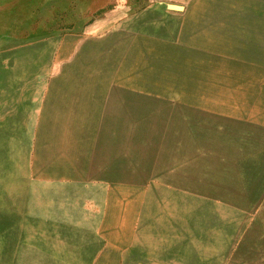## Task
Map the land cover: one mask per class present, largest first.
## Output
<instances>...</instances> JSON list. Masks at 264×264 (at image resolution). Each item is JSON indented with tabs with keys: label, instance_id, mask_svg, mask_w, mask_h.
<instances>
[{
	"label": "crops",
	"instance_id": "obj_1",
	"mask_svg": "<svg viewBox=\"0 0 264 264\" xmlns=\"http://www.w3.org/2000/svg\"><path fill=\"white\" fill-rule=\"evenodd\" d=\"M112 23L98 24L83 34L80 59L68 64L75 81H35L25 87L20 79L2 84L0 148H6L8 135L14 148H56L55 129L60 126L63 131L72 130L63 137V148H86L83 179L69 182L73 190L83 186V229L73 230L70 225L57 229L55 174L51 180L45 177L46 166L47 171L50 168L49 161L47 165L43 161V166L35 168L37 178L30 182L25 177L11 181L14 186L33 188L31 212L19 208L16 199L8 198L4 187L11 207L1 208L0 214L16 218L13 224L3 225L5 230L1 228L2 242L16 233L10 237L16 256H4V262L167 264L166 250L171 242L164 236L154 237V222L162 220L168 223V231L183 233L188 230L181 229L184 223L194 229L198 216L194 212L202 209L231 218V225L249 215L254 222L264 215V59L225 43L226 36L221 33L208 35L168 25H163L162 31L160 24L152 23L137 30L130 23L113 27ZM15 67L22 71L21 64ZM40 86L43 89L38 91ZM39 93L43 108H31L24 115L18 106ZM33 100L38 105L37 97ZM8 105H15V109L11 107L10 111ZM25 117L39 122V128L44 122L46 144L39 143V133L34 142L32 136L24 135ZM137 122L142 123L146 136L163 138L161 143L166 148L160 151H172L177 159L173 167L161 163L154 190L148 188L140 197L136 183L121 176L119 161L111 171L89 177L93 162L88 159L90 148H117L118 153L121 138L136 136ZM76 127L82 128L78 137ZM124 146L127 150L135 148L133 143L132 147L129 143ZM195 148L200 150L196 152ZM51 164V172H55L54 161ZM202 171L206 176L199 178ZM77 199V195L70 194V200ZM126 201L134 209L121 210V203ZM46 204L47 209L43 207ZM151 215L156 219L149 221ZM25 217L35 218L38 223L23 228ZM136 217L145 219H139L137 226L120 224ZM41 221L49 224H40ZM87 222L92 223L90 227ZM254 226L263 231L262 226ZM82 231L83 240H72L71 236L56 239V232ZM87 233L90 235L85 237ZM57 243L67 249L60 252L61 256L54 251ZM69 245L75 249L74 254Z\"/></svg>",
	"mask_w": 264,
	"mask_h": 264
},
{
	"label": "rangeland",
	"instance_id": "obj_2",
	"mask_svg": "<svg viewBox=\"0 0 264 264\" xmlns=\"http://www.w3.org/2000/svg\"><path fill=\"white\" fill-rule=\"evenodd\" d=\"M169 4L180 5L183 9L171 10L167 7ZM109 22H113L111 26L130 23L129 26L133 24L137 30L143 29L145 24L152 23L160 24L158 28L163 29L162 31L165 27L163 25H168L172 28L184 27L189 31L208 35L221 33L226 36L225 43L238 45L247 49L253 57L256 55V58L264 59V0H0V90L3 82L10 83L20 79L24 81L25 87H30L35 81L61 82L69 79L75 81V76L68 71L70 68L68 64L73 62L72 60L80 59L79 51L83 34L98 24ZM120 28L124 29L123 26ZM16 64L22 65V71H16ZM41 89L43 88L38 91ZM34 97H37L38 105L32 103ZM25 100L26 104L18 106L19 110L22 108L24 115L29 113L31 108L34 110L43 108L40 104L41 93ZM1 107L0 104V110ZM11 107L12 110L15 109V105H8L10 111ZM155 114L158 116V109ZM26 120L25 117L24 135L29 138L32 136L34 142V138H37L36 134L39 133L41 135L39 143L46 144L42 131L44 122H41L39 128V122ZM56 123L62 125V122ZM47 124L48 122L45 121V125ZM141 124L137 122L135 137L120 139L118 153L117 148H90L92 153H90L91 158L88 156V159L92 160L93 167L89 177H97L103 172L111 171L115 161H119L121 176L129 177L131 182L136 183L137 196L144 195L148 188L154 190L155 183L160 179L161 163L173 167L177 159L172 151L168 153L160 151V148H166L161 143L163 138L146 136ZM55 130L56 148H14L13 139L8 135L6 148H0V213L1 208L11 207V202L5 198L4 187L8 191V198L16 199V202H20L19 208L31 212L33 188L24 189L22 185L14 186L11 181L14 178L22 180L25 177L30 182L33 178H37L35 168L39 165L43 166L41 162L46 161L47 165L49 161L50 171H47L46 166L45 177L48 175L51 180L52 174H55L53 175L56 179L54 208L57 229L70 225L73 230H82L83 200L81 199L83 197L80 193H83V186L78 185L77 190H73L74 187L69 185V182L73 178L83 179V158L86 156V148H71L70 145L63 148L61 141L68 132L72 133V130L63 131L62 126ZM81 131V127L75 128L76 137ZM25 140L27 141L26 138ZM126 143H129L130 147L132 143L135 144L134 150H131L132 148L127 150L124 146ZM194 150L197 152L200 149ZM52 161L55 163V172H51ZM133 162L135 165L131 166ZM22 165H24V173ZM205 176L204 171L199 174V178ZM72 193L77 195V200H70ZM138 204L137 202L136 207ZM43 207L47 209L48 205ZM120 208L124 212L134 209L127 201L121 203ZM86 210L88 209L84 210L88 214ZM194 215H198L194 229L191 230V227L184 223L181 229L188 230L183 233L168 231V223L162 220L153 223L154 237L164 236L167 242L173 244L172 246L169 244L166 250L167 264H264V215H260L255 222L249 215L241 218V221L239 219L237 225L230 224L231 218L229 220L224 216H214L209 211L204 212L203 209L202 212H194ZM139 219L143 221L145 218L136 217L134 221L132 219L130 222L120 221V224L130 223L137 226L141 223ZM148 219L153 221L156 217L151 215ZM14 221L16 218H7L6 215L0 214V264H10L8 261L4 262V256L7 258L16 256V250L10 246V237L16 236V233L8 235V240H5L7 244L1 241V228L4 227L5 230L6 226L3 225L8 222L13 224ZM106 221L104 219L105 224ZM37 223L35 218L25 217L23 228ZM40 224L49 223L41 221ZM91 224L87 222L88 227ZM254 225L262 226L263 231L256 230ZM13 229H20V226ZM65 230L70 229L65 228ZM83 235V231L82 233L56 232V239L58 241L63 240L64 236H71L72 240H83ZM89 235L90 233H87L85 237ZM111 236L113 239L117 238L114 234ZM68 248L70 253L74 254L75 249L70 245ZM64 250L67 251L66 248H62L61 243L55 245L54 251L57 256H61L60 252Z\"/></svg>",
	"mask_w": 264,
	"mask_h": 264
},
{
	"label": "water",
	"instance_id": "obj_3",
	"mask_svg": "<svg viewBox=\"0 0 264 264\" xmlns=\"http://www.w3.org/2000/svg\"><path fill=\"white\" fill-rule=\"evenodd\" d=\"M167 7H168L169 9H171V10H182V9H183L182 6H180V5H176V4H169Z\"/></svg>",
	"mask_w": 264,
	"mask_h": 264
}]
</instances>
